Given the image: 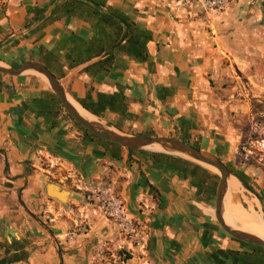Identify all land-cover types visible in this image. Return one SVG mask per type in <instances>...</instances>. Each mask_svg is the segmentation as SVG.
Here are the masks:
<instances>
[{"label":"crops","instance_id":"obj_1","mask_svg":"<svg viewBox=\"0 0 264 264\" xmlns=\"http://www.w3.org/2000/svg\"><path fill=\"white\" fill-rule=\"evenodd\" d=\"M250 4L230 0L215 10L176 0H0V62L38 61L110 128L176 137L255 177L239 160L258 113L240 73L257 24ZM220 179L178 153L106 144L68 115L42 74L0 72V229L9 235L0 260L242 264L253 249L216 218ZM49 183L68 192L66 201L49 195ZM102 189L144 229L146 250L101 211ZM224 215L235 227L231 211Z\"/></svg>","mask_w":264,"mask_h":264},{"label":"water","instance_id":"obj_2","mask_svg":"<svg viewBox=\"0 0 264 264\" xmlns=\"http://www.w3.org/2000/svg\"><path fill=\"white\" fill-rule=\"evenodd\" d=\"M26 71H36L40 74L45 75L53 91L58 95L59 99L61 100V103L65 110L77 122L84 125L95 135L105 140L118 143L124 147L133 149H155L151 146L159 144L162 148L157 150H162L170 153H178L198 162L217 167L221 177L216 193L215 214L218 222L220 223L222 228L231 236L239 240L248 242L250 244L264 246L263 238L243 229L235 228L226 222L224 215L225 197L228 190V181L232 175V172L222 160L176 137L124 133L122 131L112 129L96 119L87 118L86 116L80 113L76 105L70 100L68 93L59 78L44 64L38 61H24L18 67L7 66L0 62V72L9 75H18ZM47 190L50 196L59 197L62 201H66V193L68 192H58L57 186L55 184L49 183L47 185Z\"/></svg>","mask_w":264,"mask_h":264},{"label":"rangeland","instance_id":"obj_3","mask_svg":"<svg viewBox=\"0 0 264 264\" xmlns=\"http://www.w3.org/2000/svg\"><path fill=\"white\" fill-rule=\"evenodd\" d=\"M246 1L251 3V8L249 7L248 10L250 14L257 16V24L256 27H253L251 39L243 45V62L240 73L244 89L257 100L258 113L251 119L248 138L241 143L242 149L240 150L239 160L242 159L245 162V165H241L247 167L248 171L253 170L255 172L258 187L264 194V0ZM244 191L246 197H243L244 200L242 199L241 204L246 208H250V200L256 199V195L246 189ZM258 199L260 202L256 200V208L262 210L264 214V199L261 200L259 197ZM0 231H2L0 234L4 238H0V254H2L1 246L7 245L9 235L5 233L4 226ZM9 248L8 245L7 249ZM128 256L124 257L128 258Z\"/></svg>","mask_w":264,"mask_h":264},{"label":"built area","instance_id":"obj_4","mask_svg":"<svg viewBox=\"0 0 264 264\" xmlns=\"http://www.w3.org/2000/svg\"><path fill=\"white\" fill-rule=\"evenodd\" d=\"M178 2H192L198 3L206 8L220 10L225 8L230 0H176ZM97 199V203L101 208V211L107 215L110 219L119 225L120 233L123 237L129 238L132 242L146 250L147 239L144 229L140 227L136 219L131 216L124 202L117 197L113 191L102 189L100 190ZM124 255H129L128 251L124 252ZM143 256L146 255L142 254ZM146 264V262L144 263Z\"/></svg>","mask_w":264,"mask_h":264},{"label":"bare ground","instance_id":"obj_5","mask_svg":"<svg viewBox=\"0 0 264 264\" xmlns=\"http://www.w3.org/2000/svg\"><path fill=\"white\" fill-rule=\"evenodd\" d=\"M43 77L48 81L45 75H43ZM70 100L76 105L77 109L80 111L82 115L90 119H95V117L92 114H90L88 111L84 110V108L80 104H78L72 98H70ZM151 147L155 149L162 148L159 144ZM205 165L209 166L214 171L219 172L217 167L209 164H205ZM243 187L244 185L238 177H236L235 175L230 177L228 181L227 192L230 200V211L235 228H239L251 232L264 239V214L262 210H258L256 208V200L258 202H260V200L258 199V197H256V199H251L250 208H246L245 206H243L241 204L242 199L244 200L243 197H246L244 191L245 188ZM240 212L245 218V220L248 222L250 229L244 225Z\"/></svg>","mask_w":264,"mask_h":264},{"label":"trees","instance_id":"obj_6","mask_svg":"<svg viewBox=\"0 0 264 264\" xmlns=\"http://www.w3.org/2000/svg\"><path fill=\"white\" fill-rule=\"evenodd\" d=\"M149 37V35H148ZM61 102V100H60ZM67 112V111H66ZM68 113V112H67ZM68 115L73 118L69 113ZM74 119V118H73ZM75 120V119H74ZM76 121V120H75ZM76 123L86 132V134L106 143V144H110V145H117V146H122L118 143L115 142H111L108 140H105L97 135H95L93 132H91L89 129H87L84 125H82L81 123L77 122ZM249 136V131L247 132V134L243 137V141L246 140V138H248ZM132 150H134L133 148H130ZM229 168L232 172H234V174H236L240 180L244 183V185L249 188L250 190H252L261 200L264 199V194L262 193L261 189H259L258 187V183L257 181H255V177L251 176L245 172L240 171L239 169H235L234 167L229 165ZM225 208L228 212H230V201H229V196H228V192L226 193V197H225ZM242 220L244 222V225L249 228L247 221L245 220V218L242 216V214L240 213ZM250 229V228H249ZM245 246L253 249V254L251 255H244L243 259H242V264H264V246H257L254 244H250L248 242L242 241L240 240ZM9 251H7L8 254ZM18 256L17 254L12 255V256H6L3 259L0 260V264H9V262H13L14 260H17Z\"/></svg>","mask_w":264,"mask_h":264}]
</instances>
